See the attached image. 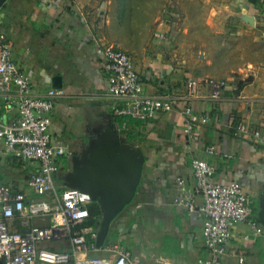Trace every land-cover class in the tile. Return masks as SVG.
Listing matches in <instances>:
<instances>
[{
    "label": "crops",
    "instance_id": "crops-1",
    "mask_svg": "<svg viewBox=\"0 0 264 264\" xmlns=\"http://www.w3.org/2000/svg\"><path fill=\"white\" fill-rule=\"evenodd\" d=\"M126 1L7 0L0 9V29L12 43L15 63L31 77L36 95L55 89L54 77L62 79L64 97L50 115L54 139L69 143L73 152L61 160V191L69 188L64 177L73 170L74 158L84 153L96 133L114 124L127 143L142 150L146 162L133 203L113 223L105 243L113 244L118 237L142 264H197L206 254L203 216L175 204L194 183V155L214 167V182L242 183L257 222L264 203V149L252 135L264 132V0H227L228 6L214 10L216 15L206 23L190 18L196 15L191 9H200L206 0H164L171 17L178 10L185 15L169 24L159 23L160 18L155 22L160 11L150 7L147 18L131 16L122 10ZM98 46L128 53L149 95L184 96L193 79L225 80L229 87L220 100L211 98L210 87L200 88L196 110L213 120L197 126L195 140L189 143L178 111L147 122L114 114ZM9 120V114L0 116L2 122ZM239 123L250 133L237 138ZM208 146L217 154L203 153ZM34 171L35 163L0 158V182L31 198L33 192L24 189ZM179 178L185 180L184 188L178 186ZM102 216L95 217L92 226L98 232ZM51 222L50 217L39 218L31 225L46 227ZM27 229L19 220L12 222L15 232ZM250 234L247 225L235 228L223 264H264V233L246 240ZM44 247L70 248L62 243Z\"/></svg>",
    "mask_w": 264,
    "mask_h": 264
},
{
    "label": "built area",
    "instance_id": "built-area-1",
    "mask_svg": "<svg viewBox=\"0 0 264 264\" xmlns=\"http://www.w3.org/2000/svg\"><path fill=\"white\" fill-rule=\"evenodd\" d=\"M96 52L103 60L107 79V94L112 110L120 117L147 122L159 115L178 111L184 120L183 135L187 142L195 140L197 126L213 120L209 114L196 110L195 101L204 85L212 89L211 98L220 100L229 87L225 80H190L184 96L170 92L149 95L143 79L137 72L131 56L121 50L98 46ZM235 90H238L236 87ZM64 97L60 89H51L45 96L35 94L31 77L23 72L13 59V46L0 29V116L9 114L8 122L0 121V158L35 163L37 171L30 174L27 183L35 195L0 182V262L3 264H142L141 259L121 243L99 247V232L87 224L94 220L89 207L92 197L72 188H61L57 176L61 160L73 155L69 143H59L52 133L51 113L58 99ZM244 123L236 126L234 136L249 134ZM253 137L264 149V132L254 131ZM207 155H216L212 146L203 149ZM193 185L175 198V204L190 213L203 216L202 233L206 254L197 264H223L227 245L239 224L251 231L245 239L260 236L264 227L254 220L253 201L242 183L214 182V167L201 155L191 161ZM184 188L185 180L177 179ZM201 203V206L198 203ZM50 217V225H31L34 219ZM19 220L27 227L25 233L12 230V222ZM68 244L70 248L51 250L44 244ZM107 254L108 259L99 255ZM93 255V256H92Z\"/></svg>",
    "mask_w": 264,
    "mask_h": 264
},
{
    "label": "water",
    "instance_id": "water-1",
    "mask_svg": "<svg viewBox=\"0 0 264 264\" xmlns=\"http://www.w3.org/2000/svg\"><path fill=\"white\" fill-rule=\"evenodd\" d=\"M7 0H0V9ZM53 87L62 89L61 77H54ZM140 148L127 143L114 124L96 133L80 157H75L73 170L64 177L65 186L89 194L102 212L98 246L109 238L111 227L136 196L145 167ZM264 227V203L258 215ZM0 264H3L0 262Z\"/></svg>",
    "mask_w": 264,
    "mask_h": 264
},
{
    "label": "rangeland",
    "instance_id": "rangeland-1",
    "mask_svg": "<svg viewBox=\"0 0 264 264\" xmlns=\"http://www.w3.org/2000/svg\"><path fill=\"white\" fill-rule=\"evenodd\" d=\"M126 3L123 5L124 7L122 10L126 11L131 16H137L139 18H143V17L147 18L148 17L147 15L149 14L150 9H153L155 12L158 11V9H159L160 12L158 11L159 13H158L157 19L154 20L156 22L160 18L161 21H159V23H161L162 21H165L167 24H169V23H172V21L173 22L179 21L178 16L180 18L185 17V15L181 13V10H180V12H179V10L177 12H175L176 17H171L167 5L163 6L164 0H162V1L161 0H127ZM154 3H156L155 7L153 6ZM228 3L229 2L227 0H221V3H219L218 0H210V1L206 0V1H204V5L200 9H198V8L191 9V11H193V13L196 15H192V16H190V18H193V16H194V18H196V19L198 18L203 23H206L207 19H209L210 16L214 17L216 15L215 14L216 12H214V10H216L218 7L223 8L225 6H228L227 5ZM128 7H129V9H128ZM149 7H150V9H149ZM127 13H124V15H127ZM24 190H26L27 192L31 191L27 182L25 183V189ZM117 238L115 237L114 243H119V242H117ZM109 239H110V236H109ZM49 244L52 245V244H54V242H50ZM133 248L139 249L138 246L135 245L134 243H133ZM50 249L55 250L53 248H50ZM99 256L104 258V259H108V257H109V255H107V254H103V255L101 254Z\"/></svg>",
    "mask_w": 264,
    "mask_h": 264
},
{
    "label": "trees",
    "instance_id": "trees-1",
    "mask_svg": "<svg viewBox=\"0 0 264 264\" xmlns=\"http://www.w3.org/2000/svg\"><path fill=\"white\" fill-rule=\"evenodd\" d=\"M89 209H90L91 216L93 218L101 215V210H100V207L97 203H94L93 205H91L89 207ZM96 223H97V221L91 220L87 225L93 226V225H96Z\"/></svg>",
    "mask_w": 264,
    "mask_h": 264
}]
</instances>
